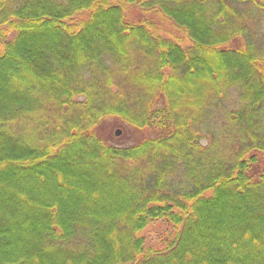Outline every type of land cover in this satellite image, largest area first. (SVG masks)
<instances>
[{"label":"trees","instance_id":"1","mask_svg":"<svg viewBox=\"0 0 264 264\" xmlns=\"http://www.w3.org/2000/svg\"><path fill=\"white\" fill-rule=\"evenodd\" d=\"M262 166L264 0H0V264H264Z\"/></svg>","mask_w":264,"mask_h":264},{"label":"rangeland","instance_id":"2","mask_svg":"<svg viewBox=\"0 0 264 264\" xmlns=\"http://www.w3.org/2000/svg\"><path fill=\"white\" fill-rule=\"evenodd\" d=\"M136 13V16H139V13L138 12H135ZM162 25V24H161ZM162 30H163V35L165 36H168L167 33L170 35V34H173L175 36H178L179 40L181 42H183V37L182 34H179L177 32H174V29H172L171 26H168V25H163L162 27ZM120 130L121 131V134L120 136H117L116 135V132ZM100 134L102 137H105L106 139L108 138L110 141L114 142V143H117V144H120V143H123V144H126V143H131L133 142V140L138 137L136 134L134 135L133 133L130 134V132H126L125 129L121 128V127H116L112 124H107V125H103L101 128H100ZM264 167V166H262ZM164 230V227L163 225L159 222V223H156L154 225H151L145 232H144V235L148 237L149 240L151 241H155L154 239H157L158 236L161 234V232Z\"/></svg>","mask_w":264,"mask_h":264},{"label":"water","instance_id":"3","mask_svg":"<svg viewBox=\"0 0 264 264\" xmlns=\"http://www.w3.org/2000/svg\"><path fill=\"white\" fill-rule=\"evenodd\" d=\"M120 134H121V131L118 130V131L116 132V135H117V136H120Z\"/></svg>","mask_w":264,"mask_h":264}]
</instances>
